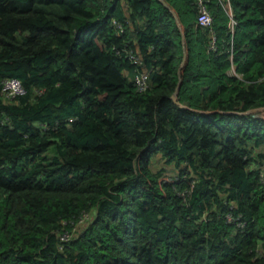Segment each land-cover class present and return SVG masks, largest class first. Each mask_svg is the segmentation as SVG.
Masks as SVG:
<instances>
[{
    "label": "trees",
    "instance_id": "obj_1",
    "mask_svg": "<svg viewBox=\"0 0 264 264\" xmlns=\"http://www.w3.org/2000/svg\"><path fill=\"white\" fill-rule=\"evenodd\" d=\"M204 1L0 0V264H264V0Z\"/></svg>",
    "mask_w": 264,
    "mask_h": 264
},
{
    "label": "built area",
    "instance_id": "obj_2",
    "mask_svg": "<svg viewBox=\"0 0 264 264\" xmlns=\"http://www.w3.org/2000/svg\"><path fill=\"white\" fill-rule=\"evenodd\" d=\"M198 6H199V16L197 18V23L201 26H210L212 24V16L210 15L205 1L204 0H198ZM234 22L231 21V25H233ZM141 79L138 80V83L144 86L143 80L145 79L144 76L140 77ZM2 92L6 96L14 97L16 95H20L24 93L23 87L21 83L14 78L6 79L2 83ZM262 180H264V176H262Z\"/></svg>",
    "mask_w": 264,
    "mask_h": 264
},
{
    "label": "water",
    "instance_id": "obj_3",
    "mask_svg": "<svg viewBox=\"0 0 264 264\" xmlns=\"http://www.w3.org/2000/svg\"><path fill=\"white\" fill-rule=\"evenodd\" d=\"M163 4L166 6V4L164 2H163ZM185 59H186V55L184 56V61H185ZM179 87H180V83L177 85L176 90L171 97L174 102H176V100H177V92L179 90Z\"/></svg>",
    "mask_w": 264,
    "mask_h": 264
},
{
    "label": "rangeland",
    "instance_id": "obj_4",
    "mask_svg": "<svg viewBox=\"0 0 264 264\" xmlns=\"http://www.w3.org/2000/svg\"><path fill=\"white\" fill-rule=\"evenodd\" d=\"M233 74H235V73H233Z\"/></svg>",
    "mask_w": 264,
    "mask_h": 264
}]
</instances>
